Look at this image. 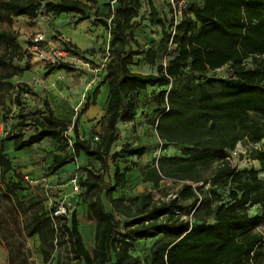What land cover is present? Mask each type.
I'll list each match as a JSON object with an SVG mask.
<instances>
[{
	"label": "trees",
	"instance_id": "16d2710c",
	"mask_svg": "<svg viewBox=\"0 0 264 264\" xmlns=\"http://www.w3.org/2000/svg\"><path fill=\"white\" fill-rule=\"evenodd\" d=\"M140 6L141 0L120 2L119 19L114 21V27H109L112 42L118 46L104 75L106 130L100 142L91 145L73 128L75 135L68 152L65 133L69 125L53 113L46 100L44 108L36 111L41 116H31L29 123L33 124V132L25 138L22 124L26 119L19 113L23 111L20 106L19 127L7 132L0 141V175L2 178L11 168L4 152L6 141L18 151L46 137L56 140L61 152L52 156L48 165L51 174L73 161V156L80 151L103 162L108 156L114 159L143 154L144 144H126L112 153L110 150L121 135L118 122L131 120L137 110V94L147 87H158L150 101L158 111L154 129L160 147L165 148L169 143L181 145L184 156L162 155L155 160L156 164L146 165L141 175L143 182L153 185L162 178L182 180L175 197L156 201L149 191H142L125 204L122 197L112 196V192L124 185L125 173L130 168L120 170L115 166L105 187L101 176L89 171L80 179L84 189L93 195L88 208L95 219L94 242L88 250L74 215L68 224L65 215L52 218L43 207L25 206L16 194L21 184L3 180L10 193L12 222L18 225V217L26 215L21 229L26 236L37 234L44 264L50 261L60 236L69 243L67 258L57 257L55 264H141L130 248L135 239L154 236L149 264H264V231L255 229L264 223V0H187L181 19L164 35L175 45V55L166 64H157L155 73L129 68L133 56L140 53L131 46V42L139 46L131 27L136 23ZM148 6L151 18L161 23L150 0ZM39 7L38 0H0V22H10L12 17L21 15L33 19ZM45 8L54 14L77 13L82 20L87 18L86 10L91 6L82 0H46ZM169 10L172 12L170 6ZM108 14H95L97 22L105 28L108 25L102 17ZM0 42L19 47L16 36L6 30H0ZM6 55L8 59L14 57V54H2L0 65L5 63ZM155 58L156 49L146 47L143 60L153 65ZM224 65L230 67L229 77L208 76ZM51 67L68 70L63 62ZM28 68L26 62L23 70ZM19 69L13 67L1 78L12 77ZM20 85L27 86L25 82ZM20 94L21 91L15 94L16 100ZM243 139L250 143L248 153L258 163V169H237L226 158V151H232ZM213 161H217V166L208 181L228 189L226 201H221L215 190L209 192L196 186L198 182H206L202 172ZM102 193L113 212L104 208ZM187 200H192L193 205L199 201L198 210L205 206L204 216H211L212 222L182 218V203ZM253 205L259 207V215H249L247 207ZM29 208L32 210L26 214ZM115 212L125 217L122 229ZM6 246L8 264H29L19 247L12 252L10 245Z\"/></svg>",
	"mask_w": 264,
	"mask_h": 264
},
{
	"label": "rangeland",
	"instance_id": "374dc122",
	"mask_svg": "<svg viewBox=\"0 0 264 264\" xmlns=\"http://www.w3.org/2000/svg\"><path fill=\"white\" fill-rule=\"evenodd\" d=\"M38 1L40 7L35 18L21 15L12 17L10 22H0V30L12 32L19 46L8 47L7 44L0 42V56L4 53L14 54L12 59H8L6 55L3 60L5 63L0 65V141L7 132L19 127L20 106L23 111L19 113L24 114L26 119L25 124H22L24 137L27 138L32 134L33 124L29 123L30 118L41 116L36 111L38 108H44L43 101L46 100L53 113L66 120L69 125L65 133L69 144L68 152H71L70 142L75 135L73 128L80 138L86 139L91 145H96L106 130L107 83L104 79L106 65L114 55V48L118 46V43L112 42L109 27H114V21L119 19L117 8L124 0H82L91 6V9L86 10L87 18L82 20L77 13L48 12L45 8L46 0ZM150 2L162 22L157 23L151 18L148 0H141L139 16L135 18L136 23L131 27L133 37L139 43V46H136L131 42V46L140 53L133 56L129 68L141 73H155L157 64L164 65L175 55V45L167 41L164 36L173 28L175 20L169 10V0H150ZM98 12L109 13L108 17H102L108 27L105 28L97 22L95 14ZM36 33L43 34L45 43L42 47L48 48L49 54L40 55L34 50L31 40ZM148 46L156 49V63L153 65L143 60V51ZM126 48L127 45H124V49ZM58 49L65 50V54L62 59L52 61L54 52ZM26 62L29 68L23 70ZM59 62L66 63L68 70L52 69V64ZM13 67L20 69L15 71L12 77L1 78L3 73L12 71ZM230 75L231 70L228 65L208 73L209 77ZM22 82L27 86L20 85ZM8 83L11 84L10 87L7 86ZM157 90L158 87H147L137 94L139 100L137 110L131 120L118 122L121 135L112 144L110 150L112 153L126 144H144L146 149L141 155L121 156L114 159L108 156L103 162L80 151L73 156V161L51 174L48 165L52 156L61 152L56 140L46 137L18 151H14L7 141L4 142V152L11 161V168L2 178L0 175V264H8L7 244L10 245L12 252L19 247L29 264H44L37 234L26 236L21 229V221L26 215L18 217V225L12 222L8 199L10 193L4 182L18 181L21 184V189L17 190L16 194L25 206L43 207L47 214H50L56 206H64L63 215L67 218L68 224L71 216H75L78 230L88 250H91L94 242L95 219L90 215L88 208V201L93 195L92 191L84 189L80 179L85 178L89 171L100 175L102 185L105 187L115 166L120 170L124 167L130 168L125 173L124 185L112 192V196L122 197L125 204H129L130 199L142 191H149L156 201H167L175 193L182 180L162 178L157 185L142 181L141 170L146 165L156 164L155 160L160 156H184L180 151L181 145L169 143L165 148L160 147V140L154 129L158 111L155 104L150 101ZM18 91H21V94L19 100H16L14 96ZM89 105L93 107L89 115L83 117L82 112ZM249 146L250 143L246 139L241 140L232 151H226V158L237 169L251 167L258 169V163L249 156ZM216 166L217 161H213L212 166L202 172L207 178L206 182L195 183L196 186H201L202 190L209 192L215 190L221 201H226L228 189L213 186L208 181ZM74 183L78 185L77 190L74 188ZM101 198L104 208L113 212L104 193L101 194ZM182 204L184 205L182 218H188L191 222L202 219L212 222L211 216H204L205 206L196 209L199 201L195 205L192 200L184 201ZM247 209L251 216L260 214L257 205L248 206ZM31 210L29 208L26 214ZM115 215L122 229L125 217L116 212ZM255 229L264 231V223ZM155 239L156 236L134 240L130 252L140 258L141 264L150 263L151 246ZM68 245L67 239L60 236L47 264H55L57 257L66 260Z\"/></svg>",
	"mask_w": 264,
	"mask_h": 264
},
{
	"label": "built area",
	"instance_id": "2783aa9c",
	"mask_svg": "<svg viewBox=\"0 0 264 264\" xmlns=\"http://www.w3.org/2000/svg\"><path fill=\"white\" fill-rule=\"evenodd\" d=\"M168 3L171 7L172 15L175 18L174 23L176 24L182 17V13L186 7L187 0H169ZM31 42H32V46H33L34 50L37 53H39L40 55L49 54L48 53L49 49L46 47H42L43 43H45V38H44L42 33H36L33 36ZM64 54H65V50L58 49L56 52H54V57H53L52 61H57L58 59H62ZM68 140L70 142V139H68ZM70 144H71V142H70ZM186 182L190 183L189 181H186ZM182 183H183V181H182ZM192 185L194 186V184H192ZM74 188H75V190L78 189V185L76 183H74ZM175 195H176L175 193L172 194V196L170 198L175 197ZM64 212H65V207L62 205H59V206H56L53 211H51L50 215L52 218H54V217H57L59 215H63Z\"/></svg>",
	"mask_w": 264,
	"mask_h": 264
},
{
	"label": "crops",
	"instance_id": "0c3cea01",
	"mask_svg": "<svg viewBox=\"0 0 264 264\" xmlns=\"http://www.w3.org/2000/svg\"><path fill=\"white\" fill-rule=\"evenodd\" d=\"M91 106V107H90ZM93 105H89L87 108H85L82 112L83 117H87L92 109Z\"/></svg>",
	"mask_w": 264,
	"mask_h": 264
}]
</instances>
